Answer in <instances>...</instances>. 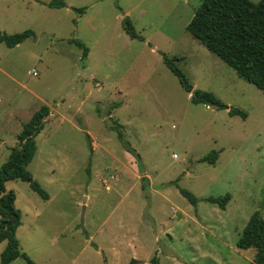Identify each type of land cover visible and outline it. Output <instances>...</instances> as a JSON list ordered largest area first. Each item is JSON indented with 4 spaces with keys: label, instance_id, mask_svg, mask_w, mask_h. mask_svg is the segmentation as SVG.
I'll list each match as a JSON object with an SVG mask.
<instances>
[{
    "label": "rangeland",
    "instance_id": "1",
    "mask_svg": "<svg viewBox=\"0 0 264 264\" xmlns=\"http://www.w3.org/2000/svg\"><path fill=\"white\" fill-rule=\"evenodd\" d=\"M38 1L0 0V31L33 32L0 43V164L32 112L49 110L27 164L48 198L5 182L20 251L37 264H254L236 241L254 210L264 219V94L185 31L200 0ZM160 52L245 116L192 103ZM212 150L214 163L198 161ZM224 194V208L204 200Z\"/></svg>",
    "mask_w": 264,
    "mask_h": 264
},
{
    "label": "trees",
    "instance_id": "2",
    "mask_svg": "<svg viewBox=\"0 0 264 264\" xmlns=\"http://www.w3.org/2000/svg\"><path fill=\"white\" fill-rule=\"evenodd\" d=\"M45 5L50 8H60L65 4L64 0H49ZM72 9L77 13L83 11L81 7ZM122 28L129 38L142 39L135 33L126 17L122 18ZM184 29L192 38L232 68L238 77L251 83L264 94V0L256 2L251 0H200ZM31 36H33L31 29L13 33L0 31V43L11 48ZM71 42L82 49V56L86 54L87 49L79 40L71 39ZM160 57L169 71L177 78L181 88L190 94L189 100L192 103L211 105L216 109H227L229 115L245 116V113L238 108H228L211 92L193 88L173 62L178 57H167L161 52ZM48 113L46 105H40L32 112L16 134L17 145L9 149L5 160L0 164V241H4V247L0 251V264H8L17 257H21L25 264H37L20 251L15 236V230L21 223L20 212L14 205V193L11 189L5 188V182L19 179L26 182L29 188L42 199L48 198L47 193L27 170V164L36 150L34 137L42 129L43 120ZM109 127L115 132L124 149L138 157V154L124 140L120 125L111 122ZM216 156L217 152L212 150L200 157L198 161L212 164ZM178 191L191 205H195L197 198L192 193L183 188H178ZM228 199V194L204 198L205 201L215 203L220 208H224ZM236 247L253 248L252 262L264 264V219L259 210H254L250 214L237 238Z\"/></svg>",
    "mask_w": 264,
    "mask_h": 264
},
{
    "label": "crops",
    "instance_id": "3",
    "mask_svg": "<svg viewBox=\"0 0 264 264\" xmlns=\"http://www.w3.org/2000/svg\"><path fill=\"white\" fill-rule=\"evenodd\" d=\"M36 1L39 2V3H42V2H40V1H38V0H36ZM5 12H6V10H5ZM5 12H4V13H5ZM2 31L4 32V30H2Z\"/></svg>",
    "mask_w": 264,
    "mask_h": 264
},
{
    "label": "built area",
    "instance_id": "4",
    "mask_svg": "<svg viewBox=\"0 0 264 264\" xmlns=\"http://www.w3.org/2000/svg\"><path fill=\"white\" fill-rule=\"evenodd\" d=\"M112 180H115V177H112Z\"/></svg>",
    "mask_w": 264,
    "mask_h": 264
}]
</instances>
